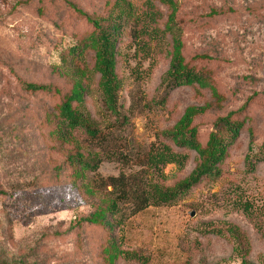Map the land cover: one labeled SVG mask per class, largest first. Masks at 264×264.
I'll list each match as a JSON object with an SVG mask.
<instances>
[{"label":"rangeland","instance_id":"1","mask_svg":"<svg viewBox=\"0 0 264 264\" xmlns=\"http://www.w3.org/2000/svg\"><path fill=\"white\" fill-rule=\"evenodd\" d=\"M115 2L0 0V264H107L112 239L98 220L112 190L98 191L96 183L139 171L149 184L165 187L187 179L192 153L183 169L169 164L158 172L125 165L114 153H147L189 107L202 110L192 120L202 144L229 112H238L233 119L246 130L218 177L170 204L149 206L114 235L125 253L149 264H187L189 257L190 264H264V0H177L171 26L146 49L123 29L117 117L91 70L93 49L78 59L68 55L87 31L71 6L105 18ZM177 40L184 61L210 78L211 93L171 83L168 54ZM79 80L87 94L77 109L109 147L83 146L56 127L58 102ZM20 82L52 92L26 94ZM77 153L93 160L94 169L80 173L71 166ZM232 229L247 242L245 260Z\"/></svg>","mask_w":264,"mask_h":264},{"label":"trees","instance_id":"2","mask_svg":"<svg viewBox=\"0 0 264 264\" xmlns=\"http://www.w3.org/2000/svg\"><path fill=\"white\" fill-rule=\"evenodd\" d=\"M176 2L177 0H134L132 5L128 0H116L112 12L105 18H97L94 12L71 6L80 21L86 24L87 31H83L82 35L78 36L77 43L69 47L68 55L78 59L85 57L84 54L89 48L93 49L90 58L91 70L98 75L97 87L101 91L105 106L114 117L118 116L116 100L118 82L115 67L123 29L131 42L146 49L150 44L157 43L163 27L168 29L171 26ZM180 48L181 44L177 40L171 45L168 54V76L171 83L176 87L197 88L211 93L210 78L185 62L180 56ZM19 88L30 95L52 92L50 86L25 82H20ZM86 94L84 83L80 80L75 82L73 89L58 102L56 127L63 137L76 135L75 138L81 145L104 149L106 146L109 147L108 138L77 109V106L83 103ZM201 111L192 107L185 109L174 126L160 133L157 143L138 158L130 157L121 151L114 153L125 165L143 167L155 172L169 164L183 169L189 153H192L194 170L187 179L175 183L172 187L157 183L149 184L141 171L132 174L119 173L117 176L99 179L96 190L104 191L107 188L112 190L110 200L98 220L112 239L108 248L107 264H114L120 258H129L136 264H149L146 258L137 253H125L118 235L115 236L114 233L118 232L126 221L149 206L170 204L203 179L218 177L221 164L237 146L239 135L246 130L244 121L238 122L233 119L238 112L227 113L215 121L212 131L202 144L198 140L197 127L192 123ZM92 162L93 160H87L79 153L69 157V164L76 167L80 173L93 170ZM231 232L240 256L245 260L248 256L247 242L236 230L232 229ZM190 258L187 264H190Z\"/></svg>","mask_w":264,"mask_h":264}]
</instances>
